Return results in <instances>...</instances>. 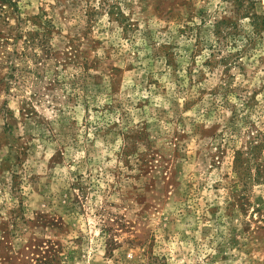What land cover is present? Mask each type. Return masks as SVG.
<instances>
[{"label": "rangeland", "instance_id": "374dc122", "mask_svg": "<svg viewBox=\"0 0 264 264\" xmlns=\"http://www.w3.org/2000/svg\"><path fill=\"white\" fill-rule=\"evenodd\" d=\"M257 134L264 0H0V264H264Z\"/></svg>", "mask_w": 264, "mask_h": 264}, {"label": "trees", "instance_id": "16d2710c", "mask_svg": "<svg viewBox=\"0 0 264 264\" xmlns=\"http://www.w3.org/2000/svg\"><path fill=\"white\" fill-rule=\"evenodd\" d=\"M231 1L235 4V6L238 9L243 10L245 9L247 5H250V7H252L254 1L256 0H231ZM250 16L252 17L251 25L252 26L258 25L257 22L254 23V21L258 19V17L256 15H250ZM228 23L234 25V23L231 21H227V24ZM221 24H224V23H221ZM30 43L32 42L29 41V44ZM257 135L252 138V141H250L249 147L246 148L245 152L237 151L236 153H234L233 172L236 175H239L240 173L242 174V171H243V174H247L246 178H249L251 169L254 168V171H255L254 176H255L256 182H261V180L264 182V165L251 159L253 157H256V154L260 153L261 150L264 148V143H263L264 137L262 136L261 139L257 140V138L259 137V135L258 136Z\"/></svg>", "mask_w": 264, "mask_h": 264}]
</instances>
